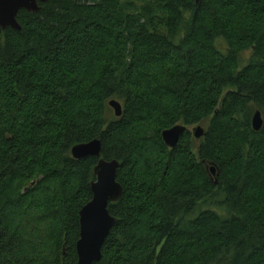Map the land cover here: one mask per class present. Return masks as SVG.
I'll return each instance as SVG.
<instances>
[{"label":"trees","instance_id":"16d2710c","mask_svg":"<svg viewBox=\"0 0 264 264\" xmlns=\"http://www.w3.org/2000/svg\"><path fill=\"white\" fill-rule=\"evenodd\" d=\"M39 6L0 28V264H77L93 139L123 188L93 264H264V0Z\"/></svg>","mask_w":264,"mask_h":264},{"label":"water","instance_id":"95a60500","mask_svg":"<svg viewBox=\"0 0 264 264\" xmlns=\"http://www.w3.org/2000/svg\"><path fill=\"white\" fill-rule=\"evenodd\" d=\"M46 0H0V28H11L20 31L21 26L17 21L20 10L36 13L39 3ZM198 3L199 0H196ZM114 115H122V105L119 101L112 99L109 101ZM251 125L254 131H259L263 125L260 111H255ZM185 125H174L161 132L164 144L169 148H174L185 132ZM192 134L196 141H200L205 134L202 126L196 125L192 128ZM71 156L75 159L86 157L97 158V163L93 168L95 179L90 182L92 192L91 200L79 211V238L76 242L77 264H93L100 261L102 257L101 249L110 229L116 219L110 215L109 203L117 202L122 193V186L116 181V170L119 162L115 159L105 160L101 157V141L93 139L89 142L78 143L71 147ZM212 173L214 168L211 167ZM32 182L30 186H33Z\"/></svg>","mask_w":264,"mask_h":264},{"label":"rangeland","instance_id":"374dc122","mask_svg":"<svg viewBox=\"0 0 264 264\" xmlns=\"http://www.w3.org/2000/svg\"><path fill=\"white\" fill-rule=\"evenodd\" d=\"M249 55H250L249 52H245V53L241 56V62H240V64H241L242 66L245 65V63H246V61H247ZM194 126H195V125H194ZM194 126H188V127H187V128L190 130L191 133H192V128H193ZM200 126H202L204 129H206L207 126H208V122H207V121H204L203 123L200 124ZM192 135H193V134H192ZM213 174H214V173H213ZM201 206H202V207H205L204 205H201Z\"/></svg>","mask_w":264,"mask_h":264}]
</instances>
